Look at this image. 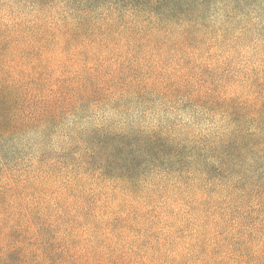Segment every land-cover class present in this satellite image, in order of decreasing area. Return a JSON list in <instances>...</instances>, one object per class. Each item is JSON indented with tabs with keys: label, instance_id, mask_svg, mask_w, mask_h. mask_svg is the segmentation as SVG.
Instances as JSON below:
<instances>
[{
	"label": "trees",
	"instance_id": "trees-1",
	"mask_svg": "<svg viewBox=\"0 0 264 264\" xmlns=\"http://www.w3.org/2000/svg\"><path fill=\"white\" fill-rule=\"evenodd\" d=\"M264 0H0V264H264Z\"/></svg>",
	"mask_w": 264,
	"mask_h": 264
},
{
	"label": "rangeland",
	"instance_id": "rangeland-1",
	"mask_svg": "<svg viewBox=\"0 0 264 264\" xmlns=\"http://www.w3.org/2000/svg\"><path fill=\"white\" fill-rule=\"evenodd\" d=\"M262 15H264V14H262ZM262 19L264 20V18L262 17ZM263 35H264V33H263Z\"/></svg>",
	"mask_w": 264,
	"mask_h": 264
}]
</instances>
